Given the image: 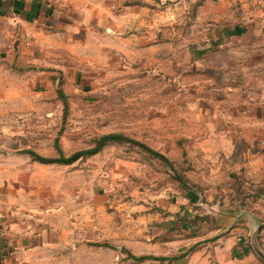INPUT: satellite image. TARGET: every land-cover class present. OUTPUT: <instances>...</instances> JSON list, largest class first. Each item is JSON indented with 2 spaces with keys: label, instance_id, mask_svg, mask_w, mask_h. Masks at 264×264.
I'll list each match as a JSON object with an SVG mask.
<instances>
[{
  "label": "rangeland",
  "instance_id": "1",
  "mask_svg": "<svg viewBox=\"0 0 264 264\" xmlns=\"http://www.w3.org/2000/svg\"><path fill=\"white\" fill-rule=\"evenodd\" d=\"M202 1L110 0L91 41L119 56V38L138 33L153 61L79 65L56 75L44 107L0 113V227L45 229L46 264H264V103L246 102L247 44L235 74L200 70ZM218 51L230 63L231 45ZM110 132L166 159L129 140L72 163L26 152L69 155Z\"/></svg>",
  "mask_w": 264,
  "mask_h": 264
},
{
  "label": "crops",
  "instance_id": "2",
  "mask_svg": "<svg viewBox=\"0 0 264 264\" xmlns=\"http://www.w3.org/2000/svg\"><path fill=\"white\" fill-rule=\"evenodd\" d=\"M111 5L110 0H0V113L12 116L24 108L44 107L46 88L58 82L54 77L72 73L79 65L97 67L117 59L124 67H141L152 62L138 33L119 38V56L111 55L109 42L91 41L90 27L103 21L94 12L110 11ZM198 9L212 27L199 57L200 70L216 80L224 70L235 74L242 65L239 48L247 44V74L252 77L246 102L264 103L259 102L264 101V0H203ZM226 44L232 51L228 64L218 51ZM226 86L236 89L235 84ZM49 245L45 229H29L19 222L0 227V264H46L43 256Z\"/></svg>",
  "mask_w": 264,
  "mask_h": 264
},
{
  "label": "trees",
  "instance_id": "3",
  "mask_svg": "<svg viewBox=\"0 0 264 264\" xmlns=\"http://www.w3.org/2000/svg\"><path fill=\"white\" fill-rule=\"evenodd\" d=\"M54 79H56V76L54 77ZM57 79L59 80V78H57ZM60 92L62 93L61 90H60ZM110 140H129V141H132L137 145H140V146L147 148L149 151L155 153V155H157L158 157L166 159V156L163 153L155 150L151 146L144 144L142 141H140L138 139L130 138L127 135L122 134V133H118V132L105 133L97 139L96 143L93 146H91L89 148L76 150L69 155H65L64 153H61L59 156H45V155H42L35 150H26V152L30 153L35 159H37L41 162H45V163H72L83 155L94 154V153L98 152ZM194 246H195V244L192 245L190 247V249L193 248ZM186 254H187V251L175 256L174 258L180 259L181 257L185 256ZM132 255L134 258L139 259V260H144L147 258H155V259H168V258H170L169 256L156 255V254H142V255L132 254Z\"/></svg>",
  "mask_w": 264,
  "mask_h": 264
}]
</instances>
